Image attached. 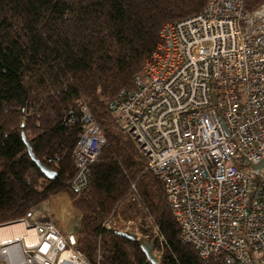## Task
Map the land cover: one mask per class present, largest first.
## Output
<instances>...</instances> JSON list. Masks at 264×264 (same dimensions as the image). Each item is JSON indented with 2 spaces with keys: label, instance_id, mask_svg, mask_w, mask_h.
Returning <instances> with one entry per match:
<instances>
[{
  "label": "built area",
  "instance_id": "1",
  "mask_svg": "<svg viewBox=\"0 0 264 264\" xmlns=\"http://www.w3.org/2000/svg\"><path fill=\"white\" fill-rule=\"evenodd\" d=\"M133 82L112 109L162 181L181 240L202 257L264 264V1L247 10L244 0H206L164 22ZM78 112L74 190L105 142L87 105ZM46 201L0 222L21 228L0 235V264H95L75 246L77 225L61 229ZM103 226L153 239L160 262L164 236L133 188Z\"/></svg>",
  "mask_w": 264,
  "mask_h": 264
},
{
  "label": "trees",
  "instance_id": "2",
  "mask_svg": "<svg viewBox=\"0 0 264 264\" xmlns=\"http://www.w3.org/2000/svg\"><path fill=\"white\" fill-rule=\"evenodd\" d=\"M263 1L244 0V8ZM205 3L0 0V222L66 192L80 212L75 246L90 261L151 264L134 240L103 226L133 188L164 236L160 264H228L224 253L202 257L181 240L162 181L118 124L111 105L119 90L133 86L163 23L198 12ZM80 104L89 108L105 142L88 165L87 184L74 190L68 181L75 171Z\"/></svg>",
  "mask_w": 264,
  "mask_h": 264
},
{
  "label": "crops",
  "instance_id": "3",
  "mask_svg": "<svg viewBox=\"0 0 264 264\" xmlns=\"http://www.w3.org/2000/svg\"><path fill=\"white\" fill-rule=\"evenodd\" d=\"M59 193V194H58ZM55 195H51L50 199H58L59 201L56 203L51 202L53 211L55 213V221L56 223L60 226L61 229H70L72 226L79 224V220H80V212L75 211V213H73V210H68L66 204L69 203L71 209H74L71 204H70V199L67 195V193H63V192H58ZM57 196V197H56ZM56 199V200H57ZM60 202V203H59ZM70 212H72L73 214L70 215ZM0 235H10V234H0Z\"/></svg>",
  "mask_w": 264,
  "mask_h": 264
},
{
  "label": "water",
  "instance_id": "4",
  "mask_svg": "<svg viewBox=\"0 0 264 264\" xmlns=\"http://www.w3.org/2000/svg\"><path fill=\"white\" fill-rule=\"evenodd\" d=\"M24 123V115H22L21 117V122L20 124L23 125ZM260 163L256 164L255 167H259ZM39 166L41 167V169L43 170V172L48 175L51 176L52 175V171L47 168L45 165L39 164ZM108 230H110L111 232L124 236L130 240H134L140 247V249L142 250L144 256H145V260L148 263L151 264H155L157 262V259L155 258V256L152 254V249H153V239H151L149 242H146L140 238L135 237V234L130 232V231H126V230H119L115 227H108Z\"/></svg>",
  "mask_w": 264,
  "mask_h": 264
},
{
  "label": "bare ground",
  "instance_id": "5",
  "mask_svg": "<svg viewBox=\"0 0 264 264\" xmlns=\"http://www.w3.org/2000/svg\"><path fill=\"white\" fill-rule=\"evenodd\" d=\"M21 230L18 224H7L0 226V234H17Z\"/></svg>",
  "mask_w": 264,
  "mask_h": 264
},
{
  "label": "rangeland",
  "instance_id": "6",
  "mask_svg": "<svg viewBox=\"0 0 264 264\" xmlns=\"http://www.w3.org/2000/svg\"><path fill=\"white\" fill-rule=\"evenodd\" d=\"M57 193H58V192H57ZM57 193H55V194H57ZM63 193H64V192H63ZM65 193H66V192H65ZM55 194H52V195H55ZM58 194H59V193H58ZM67 195H68V194H67ZM50 197H51V195H50L48 198H46V199H47L46 204L49 206V208H50L51 211H52V214H51V215L54 216V218H55V213H54V211H53V208H52L51 202L56 203V202L59 201V198H58V199L56 198L57 200H56L55 198L51 200ZM56 197H57V196H56ZM68 197H69V196H68ZM43 200H44V199H43ZM43 200H42V201H43ZM40 202H41V201H40ZM40 202H39V203H40ZM59 203H60V202H59ZM70 204H71V203H70ZM66 206H67V209H68V210H69V209H70V210H73V211H74L73 213H75V211H76L75 208H74V209H71L69 203H67ZM71 206H72V205H71ZM70 210H69V211H70ZM73 213L70 212V215H72ZM3 222H4V221H3ZM157 264H160V262L157 263Z\"/></svg>",
  "mask_w": 264,
  "mask_h": 264
}]
</instances>
